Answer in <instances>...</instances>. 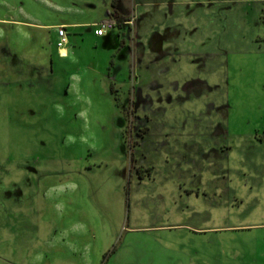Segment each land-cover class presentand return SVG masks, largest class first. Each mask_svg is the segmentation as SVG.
Returning a JSON list of instances; mask_svg holds the SVG:
<instances>
[{
  "label": "rangeland",
  "instance_id": "374dc122",
  "mask_svg": "<svg viewBox=\"0 0 264 264\" xmlns=\"http://www.w3.org/2000/svg\"><path fill=\"white\" fill-rule=\"evenodd\" d=\"M172 1L202 51L180 71L125 26L68 33L71 65L20 41L43 55L0 81V264H264V2Z\"/></svg>",
  "mask_w": 264,
  "mask_h": 264
},
{
  "label": "crops",
  "instance_id": "0c3cea01",
  "mask_svg": "<svg viewBox=\"0 0 264 264\" xmlns=\"http://www.w3.org/2000/svg\"><path fill=\"white\" fill-rule=\"evenodd\" d=\"M205 1L207 0L201 2L195 0V2H200L195 4ZM111 2L112 0H0V81L5 77L7 81H12L11 79L17 76V73L27 70L25 64L16 63V56L43 55L41 52L32 53L33 50L29 46L20 45V41L36 39L41 31H47L56 46L55 30L57 26L62 25L65 30L66 42L61 47L56 46L57 52L54 53H56V61H59V64L65 62L71 65L78 56L74 46L68 44L69 40L66 35L72 33L81 37L90 30L94 34V24L114 16L122 17V19H134L133 33L136 56H150L152 68L156 73L163 71L162 66L166 59L167 64L164 67L180 71L182 64L175 61L173 58L175 55L195 56L202 52L201 50H188L180 47V43H177L180 41L179 39H190L188 36L193 35L195 31V27L190 25L187 27L183 22L185 15L182 13L185 11V7H181L177 11L175 8L177 3L174 4L172 0H115L114 7H111ZM193 11L187 9V15L190 18ZM175 15L181 16V21L176 20ZM36 34L37 37L34 36ZM104 34L106 33L94 35L102 36ZM2 35H4V39H1ZM110 37L113 39V32L107 40H110ZM42 47L41 45L40 48ZM204 54H206L205 51ZM48 56L47 69L51 71L52 55L50 52ZM190 59L193 60L194 57ZM172 65H174L173 68H171ZM31 66L42 68L44 64ZM6 86L8 83H4L3 87ZM4 91L6 90H3V93ZM14 91L8 88L6 94L9 96ZM191 133L192 131H190Z\"/></svg>",
  "mask_w": 264,
  "mask_h": 264
},
{
  "label": "flooded vegetation",
  "instance_id": "af4514ba",
  "mask_svg": "<svg viewBox=\"0 0 264 264\" xmlns=\"http://www.w3.org/2000/svg\"><path fill=\"white\" fill-rule=\"evenodd\" d=\"M264 1V0H263ZM111 7H114V5L113 6H111ZM260 10H261V8H260ZM259 16H260V14H259ZM259 16H258V18H259ZM112 19V21H113V24H112V26L109 28V29H112V27H120L121 26V24H124V26H125V35H119V41L120 42H122L123 43V45H126V47L128 46V47H130L129 49H131V54L133 53V51H134V33H133V26H134V19L133 18H131V23H128L127 21H129L130 20V18H127V19H124V20H122V21H119L117 18H116V16H114V17H112L111 18ZM259 20H260V18H259ZM260 23H261V21H260ZM120 29V28H119ZM108 30V29H107ZM124 36V37H123ZM127 47V48H128ZM133 56V54L131 55V57ZM129 63H130V66H131V69H133V60H132V58L130 59V61H129ZM146 131V130H145ZM145 131L142 133V134H140V138H142V135L145 133ZM139 138V139H140ZM137 143V142H136ZM135 143V144H136ZM131 160H132V157L130 156L129 157V164L131 163Z\"/></svg>",
  "mask_w": 264,
  "mask_h": 264
},
{
  "label": "built area",
  "instance_id": "2783aa9c",
  "mask_svg": "<svg viewBox=\"0 0 264 264\" xmlns=\"http://www.w3.org/2000/svg\"><path fill=\"white\" fill-rule=\"evenodd\" d=\"M128 23H131V18L129 21H127ZM113 24L112 19H105L97 24H94V34L96 35H101L105 32V30L109 29ZM56 36H57V40H56V46L57 47H61L65 44L66 39H65V30L64 27L62 25H59L56 27L55 30Z\"/></svg>",
  "mask_w": 264,
  "mask_h": 264
},
{
  "label": "trees",
  "instance_id": "16d2710c",
  "mask_svg": "<svg viewBox=\"0 0 264 264\" xmlns=\"http://www.w3.org/2000/svg\"><path fill=\"white\" fill-rule=\"evenodd\" d=\"M114 1H115V0H112V2H111V6L114 5ZM263 2H264V1H263ZM263 4H264V3H263ZM116 18H117L119 21L124 20V19H122V17H119V16H116ZM259 18H260V21H261L262 26L264 27V6L261 7V14H260Z\"/></svg>",
  "mask_w": 264,
  "mask_h": 264
}]
</instances>
